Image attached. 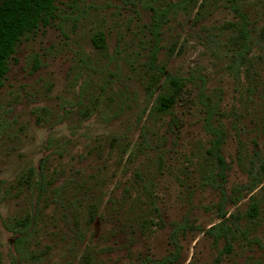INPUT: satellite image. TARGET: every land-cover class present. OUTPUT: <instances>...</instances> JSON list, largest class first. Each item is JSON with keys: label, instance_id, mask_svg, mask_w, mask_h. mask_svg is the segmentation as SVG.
<instances>
[{"label": "rangeland", "instance_id": "obj_1", "mask_svg": "<svg viewBox=\"0 0 264 264\" xmlns=\"http://www.w3.org/2000/svg\"><path fill=\"white\" fill-rule=\"evenodd\" d=\"M56 5L0 91L1 264H264V0Z\"/></svg>", "mask_w": 264, "mask_h": 264}, {"label": "trees", "instance_id": "obj_2", "mask_svg": "<svg viewBox=\"0 0 264 264\" xmlns=\"http://www.w3.org/2000/svg\"><path fill=\"white\" fill-rule=\"evenodd\" d=\"M57 1L58 0H0V91L4 86V79L10 71V59L15 54L18 45L28 35L36 33L40 26H48L50 24V21L55 17L57 12ZM235 31L238 32L236 39L241 43L238 51V60L240 61L245 57V52L248 49L250 32L245 22L240 25L235 24ZM93 44L99 51H105L107 48L105 34L103 32L96 34L93 37ZM154 61L152 62L153 64H155ZM163 74H165L163 68L159 70L158 74H152V82L148 87V92H150L151 96H154V86L160 83L161 75ZM183 90V80L168 75L162 93L157 98L156 105L151 113L169 112L176 104L177 99L182 95ZM220 141L219 137L213 143L212 151H214L213 154H217L218 162L223 165L225 164L224 159L222 155L218 154ZM88 212L90 221L95 222L97 219V208L92 205ZM256 214L257 208L253 206L249 215L255 217ZM29 223L30 221L26 220L24 226H27ZM224 224L225 221L219 225L224 226ZM216 227L217 226L212 227L208 232L211 233ZM231 235L232 232L227 231L224 236L227 240V249L231 248ZM175 244L177 245L176 241ZM176 260L175 258L168 261L174 263Z\"/></svg>", "mask_w": 264, "mask_h": 264}]
</instances>
